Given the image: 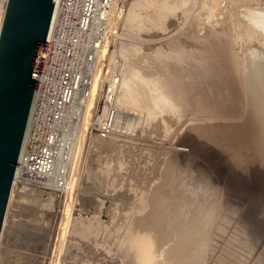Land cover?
<instances>
[{
    "label": "rangeland",
    "instance_id": "374dc122",
    "mask_svg": "<svg viewBox=\"0 0 264 264\" xmlns=\"http://www.w3.org/2000/svg\"><path fill=\"white\" fill-rule=\"evenodd\" d=\"M111 25L117 102L141 110L139 129L93 130L76 150L68 195L19 198L0 264H264V94L254 71L256 60L264 71V0H118ZM207 62L216 73L203 79L221 76L234 90L232 117L176 111L166 91L180 72L197 91ZM126 82L134 98L152 90L154 104L128 102Z\"/></svg>",
    "mask_w": 264,
    "mask_h": 264
},
{
    "label": "built area",
    "instance_id": "2783aa9c",
    "mask_svg": "<svg viewBox=\"0 0 264 264\" xmlns=\"http://www.w3.org/2000/svg\"><path fill=\"white\" fill-rule=\"evenodd\" d=\"M117 1L54 0L5 214L24 195L49 196L52 184L65 190L76 150L93 130L139 129L115 126L121 71L111 59V23Z\"/></svg>",
    "mask_w": 264,
    "mask_h": 264
},
{
    "label": "water",
    "instance_id": "95a60500",
    "mask_svg": "<svg viewBox=\"0 0 264 264\" xmlns=\"http://www.w3.org/2000/svg\"><path fill=\"white\" fill-rule=\"evenodd\" d=\"M54 0H6L0 24V232Z\"/></svg>",
    "mask_w": 264,
    "mask_h": 264
},
{
    "label": "bare ground",
    "instance_id": "6f19581e",
    "mask_svg": "<svg viewBox=\"0 0 264 264\" xmlns=\"http://www.w3.org/2000/svg\"><path fill=\"white\" fill-rule=\"evenodd\" d=\"M132 16H134V15H131V18H133ZM134 19V18H133ZM132 19V20H133ZM111 35H113V33L111 34ZM221 46V45H220ZM205 48V47H204ZM210 48L212 49V47L210 46ZM224 48V47H223ZM200 49H202V50H205V49H203V48H201L200 47ZM211 49H208L207 51H210ZM214 49H215V47H214ZM224 49H226V48H224ZM199 50V49H198ZM228 50H230V49H228ZM227 50V51H228ZM217 51V50H216ZM224 51V50H223ZM202 52V51H201ZM211 52H214L213 50L211 51ZM210 52V53H211ZM225 52V51H224ZM209 53V52H208ZM209 53V54H210ZM212 54V53H211ZM199 55V54H198ZM202 55V54H201ZM209 56V59H210V55H208ZM205 57H207V56H205ZM212 57V56H211ZM213 58V57H212ZM208 61V60H207ZM211 61V60H210ZM209 62H207V64L204 66H201V68H197L196 70V72L200 75L199 76V78H201V83H200V88L198 87V90L196 91V89L197 88H191L190 87V83L188 84V82H186V81H184V78H181V76L182 75H184V74H182V72H180V74H177L176 75V80H175V83H173V86H171L170 88L168 87L167 88V86H166V91H169L170 89V91L172 92V91H174L175 93H176V95H175V101H176V111L178 110L177 108H178V106H181V107H186L187 108V110H189V109H191V112L192 111H197V112H204L205 114H206V118L208 119L209 118V120L210 119H212V120H214V119H224V118H227V117H229V116H231L232 117V115H234L235 114V112H238L237 111V106H234V107H232V105L235 103H232V105H230L229 103H228V101L229 100H231L230 98H231V95H232V93L234 92V90H232V89H230L228 86H229V84H228V86L227 85H225V84H222V83H218V82H216L215 80H218V79H220V77L218 78V79H212V77H210L211 79V81H209V80H207V79H203V73H205V72H208V74H209V72H211V71H213V65H214V63H213V65L212 64H208ZM231 66V65H230ZM218 67V66H217ZM216 67V68H217ZM230 70V69H229ZM220 71V70H219ZM254 71H255V81H256V92H257V94L258 95H262V94H264V71H263V69H262V61L261 60H256L255 61V69H254ZM193 72V71H192ZM215 71H213V73H214ZM212 73V74H213ZM216 73V72H215ZM203 75V76H202ZM207 75V74H206ZM202 76V77H201ZM209 76V75H208ZM219 76V75H218ZM214 77H215V74H214ZM213 77V78H214ZM209 78V77H208ZM133 79V78H132ZM149 79V78H148ZM148 79H145L144 80V78L142 79V81H150V80H148ZM165 80V79H164ZM214 80V81H213ZM131 81V80H130ZM129 81V82H130ZM141 81V80H140ZM141 81V82H142ZM154 81V80H153ZM225 81V80H224ZM140 82V83H141ZM226 82V81H225ZM121 83H122V80H121ZM130 83H132V81L130 82ZM144 83V82H143ZM147 83H151V82H147ZM232 83V82H231ZM127 84H129V83H127L126 82V85ZM124 85V84H123ZM125 85V86H126ZM130 85V84H129ZM128 85V87H126V89L127 88H129V87H132L131 85L129 86ZM145 85V84H144ZM171 85V84H170ZM197 85V84H196ZM133 86H134V83H133ZM169 86V85H168ZM193 86V85H192ZM194 86H195V84H194ZM145 87V86H144ZM197 87V86H196ZM133 88V87H132ZM126 89H125V91H126ZM143 89V88H142ZM153 89V88H152ZM164 89V88H163ZM129 90H131L130 88H129ZM134 90H135V88H134ZM133 91V90H132ZM137 90H135V91H133V93H135ZM196 91V92H195ZM141 92V91H140ZM146 92V91H145ZM145 92H143L144 93V95H145V97H147V98H144V97H142L141 99H143L144 98V100L146 101V102H144V103H148L149 104V102L151 101V105L152 104H154V102L152 103V100H150L149 101V94H147V92L145 93ZM151 92H152V90H151ZM151 92H148V93H151ZM164 92V91H163ZM162 92V93H163ZM133 93L131 92V91H128V89H127V92H126V95H128V102L130 101V103H135V102H137V99H140V97L139 98H134V96H136V95H134L133 96ZM138 93H139V91H138ZM142 93V92H141ZM155 93V92H154ZM123 94H125L124 92H123ZM136 94V93H135ZM159 94V93H158ZM169 95L171 94L170 92L168 93ZM231 94V95H230ZM140 95V94H139ZM143 95V94H142ZM151 95V94H150ZM153 95V94H152ZM234 95H237L236 93L234 94ZM124 96L125 95H123V98H124ZM137 96H138V94H137ZM149 96V97H148ZM153 96H155V95H153ZM164 96H167L166 94H164ZM125 97H127V96H125ZM160 97H163V95L161 96L160 95ZM118 98V95L116 96V99ZM151 98H153V97H151ZM156 98V97H155ZM169 98V97H168ZM122 99V98H121ZM124 99H126V98H124ZM124 99H122L123 101H124ZM140 99V100H141ZM164 99H165V97H164ZM235 99H236V96H235ZM127 100H125V101H127ZM156 100V99H155ZM124 101V102H125ZM157 101V100H156ZM155 101V102H156ZM166 101V100H165ZM172 102V101H171ZM142 103H143V101H142ZM163 103V102H162ZM166 103H167V101H166ZM170 103V102H169ZM259 103V102H258ZM175 104V103H174ZM236 104V103H235ZM121 104H119V102H117L116 103V105H115V108H116V118H117V120H116V124H115V126H116V128L118 129V130H121V131H123V130H128V131H133V130H135L137 127H138V125H140L141 124V122H142V119H143V113L141 112V110H138V109H133V108H125L123 105H121ZM156 105V104H155ZM166 105V104H165ZM153 107V106H152ZM231 107V108H230ZM174 108V107H173ZM179 109H180V107H179ZM184 109V108H183ZM190 111V110H189ZM130 112V113H129ZM131 112H134L135 114H132ZM199 114V113H198ZM237 114V113H236ZM197 115V114H196ZM238 116V115H237ZM237 118V117H236ZM198 119V118H197ZM200 119H202V118H200ZM205 119V118H204ZM206 119V120H207ZM229 120V119H228ZM231 120V119H230ZM233 120H235V119H233ZM51 185V184H50ZM49 185V186H50ZM68 187H69V183H68ZM67 187V188H68ZM54 188V189H53ZM66 188V189H67ZM65 189V190H66ZM65 190H63L60 186H58V185H56V184H52L51 185V188L50 189H48L47 191H45V192H54V193H59L60 195L61 194H63L64 192H65ZM63 193H62V192ZM69 192V191H68ZM74 193V192H73ZM67 194V193H66ZM68 195V194H67ZM29 196V195H28ZM70 196V195H69ZM72 200V199H71ZM6 210V209H5ZM11 212H13L12 210L10 211V213ZM7 213V212H6ZM15 213L13 212L11 215H10V219L11 220H14L15 219V215H14ZM5 215H7V214H5ZM5 219H6V216H4V219H3V224H2V228H1V233H0V239H1V234H2V229H3V226H4V222H5ZM2 245V244H1ZM1 248V247H0ZM1 251V250H0ZM1 254V253H0Z\"/></svg>",
    "mask_w": 264,
    "mask_h": 264
}]
</instances>
